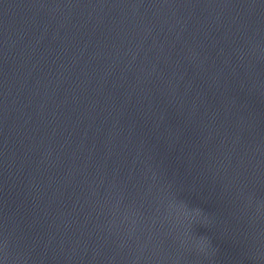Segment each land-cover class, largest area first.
Wrapping results in <instances>:
<instances>
[{
    "label": "water",
    "instance_id": "obj_1",
    "mask_svg": "<svg viewBox=\"0 0 264 264\" xmlns=\"http://www.w3.org/2000/svg\"><path fill=\"white\" fill-rule=\"evenodd\" d=\"M0 264H264V0H0Z\"/></svg>",
    "mask_w": 264,
    "mask_h": 264
}]
</instances>
